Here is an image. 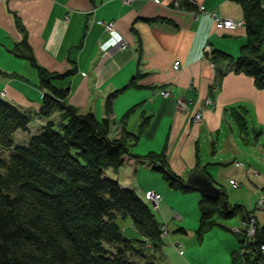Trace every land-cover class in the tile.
<instances>
[{"label": "crops", "instance_id": "obj_1", "mask_svg": "<svg viewBox=\"0 0 264 264\" xmlns=\"http://www.w3.org/2000/svg\"><path fill=\"white\" fill-rule=\"evenodd\" d=\"M192 1L198 8L196 12L176 6L178 0H0V94L17 102L19 85L14 84V78L25 74L38 78L35 67L10 53L15 43L26 40L38 63L48 71L64 73L75 68L65 82L55 85L69 84L67 102L79 113L106 116V97L120 91L112 102L110 137L120 135L121 117L130 108L136 106L132 114L137 116L132 127V114L129 116L128 131L138 132L142 117H150L149 125L131 149L137 157L126 155L117 171L104 170L106 176L139 194L155 191L162 196L160 191L165 192V187L159 180L160 173L152 169L153 163L145 156L163 154L171 172L184 181L196 172L207 173L226 193L227 201L243 204L261 227L264 210L259 208L258 200L264 198V89H257L252 78L236 72L235 62L217 65L221 71L217 82L214 66L204 52L209 47L234 58L239 55L246 42L244 24L218 29L210 12L243 22L242 8L235 0ZM108 23L113 26L112 34L106 30ZM175 62L180 63L179 69H174ZM214 83L218 88L212 92ZM22 85L33 92L37 110L42 91L39 95L34 83ZM164 91L170 95L163 96ZM209 96L213 106L206 107L204 100ZM177 97L192 99L193 103L182 111L177 107ZM31 103L25 99L23 105L17 104L26 110L24 105ZM231 109L244 114L250 131L246 139L239 134ZM196 112L202 115L199 122L193 119ZM41 121L46 123V119ZM205 144L206 157L201 154ZM170 196L169 192L168 201L162 197L158 207L151 206L169 233L164 244L172 246L174 259L167 260V264H239L232 255L239 244L222 229L209 233L220 243L223 239V261L213 258L220 253L219 247L215 252L210 249V260L204 262V252H197L200 242H193V234L185 227L187 220L198 222L200 215L189 217L172 209ZM194 197L195 201L199 199ZM235 218L236 222L229 224L231 229L244 222ZM131 227L130 233L135 236ZM157 256L162 260L165 253L160 250Z\"/></svg>", "mask_w": 264, "mask_h": 264}, {"label": "trees", "instance_id": "obj_2", "mask_svg": "<svg viewBox=\"0 0 264 264\" xmlns=\"http://www.w3.org/2000/svg\"><path fill=\"white\" fill-rule=\"evenodd\" d=\"M235 1L243 12L245 44L236 58L217 49L206 56L215 67L217 82L221 74L217 65L235 62L236 72L252 78L257 89H264V5L260 0ZM177 3L185 11L198 9L191 0ZM10 53L28 61L38 72L42 102L35 115L48 119L58 111L61 121H47L26 145H16L14 134L26 131L34 115L0 94V264H158L164 225L156 219L144 194L124 188L104 174L108 168L117 171L126 155L137 157L131 149L150 117H142L138 132L128 131L126 123L134 106L121 117L120 135L110 137L112 102L119 90L106 97V116L79 113L67 102L69 88L53 83L73 75L75 68L64 73L48 71L38 63L26 40L15 43ZM231 110L239 134L246 139L250 131L244 114ZM4 151H8L5 157ZM145 157L170 189L191 192L168 168L163 154L148 153ZM198 209L199 237L214 227L242 236L232 254L234 261L264 264V226L248 237L245 230L234 232L215 221L216 217L251 219L243 205L230 204L224 193L218 200L201 196ZM127 218L136 234L131 238L119 222Z\"/></svg>", "mask_w": 264, "mask_h": 264}, {"label": "rangeland", "instance_id": "obj_3", "mask_svg": "<svg viewBox=\"0 0 264 264\" xmlns=\"http://www.w3.org/2000/svg\"><path fill=\"white\" fill-rule=\"evenodd\" d=\"M23 62H25V61H23ZM25 63H27V62H25ZM35 70V69H34ZM29 75V74H28ZM14 80H15V83L14 84H16V85H19L18 87V89H16V95H17V99H20V100H18L17 102H14V101H12L13 103H15V104H17V103H20V105H23L22 104V102H24L25 101V99H30L31 100V105L30 106H25L24 105V107H28V108H26V111L28 112V113H30V114H32V115H34V118H33V120H32V122L29 124L30 126H29V129H27L26 131H17L15 134H14V143L16 144V145H26L27 143H28V141H29V139L32 137V136H34V135H38L39 133H40V131H41V128H42V126H43V124H42V121L41 120H44V119H42L43 117H41V116H39V115H35V113H37L38 111H39V107L40 106H37V110H34V109H36V105L34 104V102H35V100L34 99H36V97L34 96V94H33V92H31L29 89H27L26 87H24V85H22V82H25V83H27V84H30V83H34V89L39 93V95H40V88H39V77L37 78V76L35 77V75H29V76H27L26 74L25 75H22V76H17V77H15L14 78ZM67 79H65V80H61V79H57V80H55V81H53V83H55V84H60V82H65ZM37 81V82H36ZM66 88H69V84L66 86ZM26 91V92H25ZM24 92L27 94H24ZM3 96H5L4 94H3ZM6 99V98H5ZM42 98L40 97L39 98V103H38V105H41V102H42V100H41ZM6 100H8V99H6ZM17 105H19V104H17ZM21 108H22V106H20ZM25 110V109H24ZM135 116H137L136 114L134 115V114H132L131 116H130V123H131V127L132 126H134L135 124H136V121L134 120V118H135ZM47 121H52V122H54L55 124H58L60 121H61V119H60V116H59V112L58 111H56V112H54L48 119H46V122ZM264 143V142H263ZM7 154H8V151H4L3 153H2V155H4V157L5 156H7ZM201 154H202V156H204V157H206L207 156V154H208V145H204L203 146V148H202V151H201ZM158 176H159V180L161 181V183L164 185V187H165V192H163V191H160L161 193H162V197H164L165 198V201L167 200H169L170 198H168L167 196L169 195V192L171 193V196H172V194H174V193H176V195L174 194L172 197H171V204L173 205V206H171V208L172 209H176V211H181L182 213H184V214H188L189 215V217H191V216H193L194 214H196V215H198V217H199V215H200V213H199V209H198V201H199V199H200V197H201V195L198 193V192H192V193H190V194H183L181 191H173V190H171L170 188H169V186H168V184L164 181V179L163 178H161L162 177V175H161V173L160 174H158ZM107 177H109V176H107ZM110 179H112L111 177H109ZM115 180V179H114ZM119 183V182H118ZM120 184V183H119ZM163 187V188H164ZM125 188V187H124ZM128 188V187H127ZM235 188V187H234ZM162 189V188H161ZM158 193V192H157ZM141 195H143V194H141ZM194 196H198L197 198H199L197 201H195L194 200ZM193 198V199H192ZM161 201V200H160ZM159 201V202H160ZM159 202H158V204H159ZM229 202V201H228ZM243 205V204H242ZM156 207H158V205L156 206ZM175 211V210H174ZM175 211V212H176ZM155 212V214L157 213L156 211H154ZM159 218H160V216H159ZM236 218H233V219H228V220H225V219H223V218H220V217H216L215 218V221L216 222H218L219 224H223V225H229V224H232V222H236ZM120 222V225L122 226V228H123V230H124V232L126 233V229L128 228V231H129V233H127L126 235L128 236V237H134V236H132L131 235V233H130V223H128V222H130V219L129 218H127L126 220H120L119 221ZM126 223H128V224H126ZM256 224H257V222H256ZM198 225H199V220H198V222L197 221H193V223H192V221H190V220H187V222L185 223V227L186 228H188V230H189V232L191 233V234H193L192 235V238H193V236H194V238L196 239H194V241L193 242H195L196 244L198 243V242H200V247H199V249H198V251L197 252H199L200 254L202 253V252H204V262H207V261H209L210 260V256L209 255H212L211 254V252H210V249H213L214 251H212V252H215V250H218V248L220 247V253H216V256H214L213 258H214V260L215 259H217V260H219L220 258H221V260L220 261H223V258L225 257V255H224V252H226V250H225V245L223 244V239H222V241H221V243L214 237V235H211L209 232L210 231H219L220 229H222V228H219V227H214L213 229H209V230H206V231H204L203 233H202V235H201V237L202 236H204L206 233H207V235H206V239L205 240H202V238L201 237H199V235L197 234V228H198ZM165 229H166V231H167V233H168V230H167V228H166V226L164 225L163 226ZM162 227V228H163ZM194 227H196V228H194ZM230 229H231V226L229 225L228 226ZM131 230H133L132 229V227H131ZM222 231H224L223 229H222ZM220 232V231H219ZM224 232H228V234L230 235V236H232V238L234 239V241L237 243L238 241V238L239 239H241L242 238V236H240V237H235V235L234 234H232L231 232H229V231H224ZM174 233H177V231H175ZM169 234V233H168ZM201 238V239H200ZM167 239H168V237H167ZM167 239L166 240H164V243L165 242H167ZM198 241V242H197ZM162 244L161 245V252H164L165 253V256L163 257V259L162 260H159L158 261V264H160L161 263V261H162V264H163V262H164V264H167V260H168V262H169V260H172V259H174V258H171L172 257V246H169L168 244ZM199 244V243H198ZM184 247V246H183ZM183 247H182V249H183ZM175 249H176V247H174ZM177 254H178V252H177ZM222 254V255H221ZM160 257H162L161 255H159ZM216 257V258H215ZM239 264H241V260L238 262ZM156 264H157V262H156ZM208 264H211V263H208Z\"/></svg>", "mask_w": 264, "mask_h": 264}, {"label": "built area", "instance_id": "obj_4", "mask_svg": "<svg viewBox=\"0 0 264 264\" xmlns=\"http://www.w3.org/2000/svg\"><path fill=\"white\" fill-rule=\"evenodd\" d=\"M192 1V0H191ZM193 2V1H192ZM176 6H178V3L175 4ZM264 5V4H263ZM210 15L214 18L215 20V26L218 29H232L235 28L237 26H240L243 24V22H234L233 20L230 19H222L220 17L217 16V14L215 12H210ZM106 26V30L112 34L113 31V26L111 23H108L105 25ZM211 51V49L209 47L205 48V53L209 54ZM214 66V65H213ZM180 67V63L179 62H175L174 63V69H179ZM214 68V72H215V67ZM218 88V84L214 83V86L212 87V92H215ZM163 96H168L170 95L169 92H162ZM3 96V94H1ZM176 103H177V107L179 109L183 110H188V107L193 103L192 99H186L184 97H177L176 98ZM204 104L206 107H211L213 106V98H211L210 96L207 97L204 100ZM201 113L200 112H196L194 114V121L195 122H199L201 120ZM238 184L236 182L233 183V187H237ZM144 198L146 201H148L150 203V205L152 207H156L158 205V202L162 199L161 194L155 192V191H147L144 193ZM258 206L260 209L264 210V198H260L258 200ZM258 226L256 224V221L254 219H248L246 221L243 222V224L238 227V228H233L234 232H239L241 230H245V233L248 237H253L256 233ZM163 232H162V238L163 240H166L167 237L169 236V234L167 233L166 229L163 227L162 228ZM261 250L264 253V244L261 246Z\"/></svg>", "mask_w": 264, "mask_h": 264}, {"label": "water", "instance_id": "obj_5", "mask_svg": "<svg viewBox=\"0 0 264 264\" xmlns=\"http://www.w3.org/2000/svg\"><path fill=\"white\" fill-rule=\"evenodd\" d=\"M184 185L192 191L198 192L202 197L210 200H218L224 191L214 185L213 181L206 175L196 172L191 174L185 181ZM223 209L228 210L227 202L223 201Z\"/></svg>", "mask_w": 264, "mask_h": 264}]
</instances>
